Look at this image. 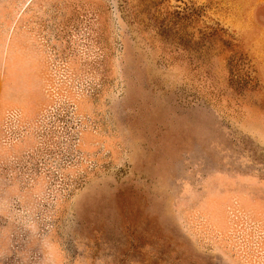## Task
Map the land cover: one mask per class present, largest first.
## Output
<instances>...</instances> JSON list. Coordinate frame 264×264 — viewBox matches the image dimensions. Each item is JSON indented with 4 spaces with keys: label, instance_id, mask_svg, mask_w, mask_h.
Segmentation results:
<instances>
[{
    "label": "rangeland",
    "instance_id": "1",
    "mask_svg": "<svg viewBox=\"0 0 264 264\" xmlns=\"http://www.w3.org/2000/svg\"><path fill=\"white\" fill-rule=\"evenodd\" d=\"M0 264H264V0H0Z\"/></svg>",
    "mask_w": 264,
    "mask_h": 264
}]
</instances>
